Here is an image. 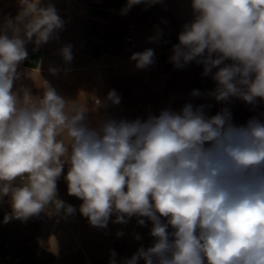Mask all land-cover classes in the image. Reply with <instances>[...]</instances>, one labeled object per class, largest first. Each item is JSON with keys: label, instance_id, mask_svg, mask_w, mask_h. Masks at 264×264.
I'll use <instances>...</instances> for the list:
<instances>
[{"label": "clouds", "instance_id": "obj_1", "mask_svg": "<svg viewBox=\"0 0 264 264\" xmlns=\"http://www.w3.org/2000/svg\"><path fill=\"white\" fill-rule=\"evenodd\" d=\"M159 2L127 0L122 12ZM18 5L0 23V202L8 197L11 207L3 222H25L50 204L73 214L57 199L67 165L68 193L82 201L79 211L92 226L106 228L112 215L117 224L134 216L140 226L141 217L151 222L152 245L123 264H264V120L236 125L228 107L209 116L208 106L186 103L179 112L92 126L85 104L67 101L47 82L42 95L25 89L21 96L13 89L26 46L58 38L64 21L46 0ZM191 8L170 62L202 65L216 84L207 95L217 102L264 101V0H191ZM61 54L70 62L71 45ZM131 59L146 68L154 51ZM107 100L118 105L121 97L111 90Z\"/></svg>", "mask_w": 264, "mask_h": 264}, {"label": "crops", "instance_id": "obj_2", "mask_svg": "<svg viewBox=\"0 0 264 264\" xmlns=\"http://www.w3.org/2000/svg\"><path fill=\"white\" fill-rule=\"evenodd\" d=\"M85 1L87 17L73 43L67 44L57 35L39 48L33 43L26 46L29 55L18 68L21 78L14 83V91L22 96L27 89L39 96L47 82L67 101L85 104L92 126L109 118L144 120L164 109L179 112L186 103L208 106L209 116L228 107L236 125H244L254 116L264 120V101L257 98L255 107L235 97L217 102L207 95L216 84L211 75H202V65L193 61L176 68L170 62L179 33L193 18L191 0H160L151 6L141 3L127 13L122 12L127 0ZM19 10L18 0H0V23L6 16L14 18ZM65 45H71L73 56L67 63L61 54ZM146 49L154 51V63L137 68L131 56ZM53 67L60 69L56 75L50 72ZM111 90L121 97L118 105L107 100ZM193 90L202 95L193 97ZM67 170L65 165L57 180V199L73 206V214L50 204L38 217L4 223L11 207L8 197L0 202V264H109L113 250L117 264H123L139 247L152 245V225L147 218L141 217L145 225L140 226L135 216L127 224H117L112 215L106 228L92 226L79 211L82 201L68 193ZM118 232L123 235L118 237ZM136 235L141 239L136 240Z\"/></svg>", "mask_w": 264, "mask_h": 264}, {"label": "built area", "instance_id": "obj_3", "mask_svg": "<svg viewBox=\"0 0 264 264\" xmlns=\"http://www.w3.org/2000/svg\"><path fill=\"white\" fill-rule=\"evenodd\" d=\"M54 4L57 13L64 21L57 35L67 44L73 43L81 34L82 25L87 17L88 4L85 0H46Z\"/></svg>", "mask_w": 264, "mask_h": 264}]
</instances>
